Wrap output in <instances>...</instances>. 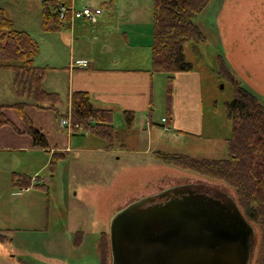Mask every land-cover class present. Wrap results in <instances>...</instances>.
<instances>
[{
    "label": "rangeland",
    "instance_id": "obj_1",
    "mask_svg": "<svg viewBox=\"0 0 264 264\" xmlns=\"http://www.w3.org/2000/svg\"><path fill=\"white\" fill-rule=\"evenodd\" d=\"M95 1L94 5L101 6L112 0ZM113 1L114 9L103 5L106 22L94 27L92 33L102 35V28V31L112 32L111 38L116 40L122 31L126 32L132 41L135 39L141 44V49H135L140 54L137 59L146 63L152 54V49L145 43L149 39L152 41L149 34L153 30L154 0ZM0 6L17 28L29 32L39 43L36 64L50 65L44 87L49 91L61 90L60 96L67 106L59 107L64 112L69 110L67 78L61 73L63 68L58 67L68 65L72 50L58 38V31L43 30L42 0H0ZM111 14L114 17H110ZM195 21L206 36L199 46L202 55L195 54L190 43L185 44L184 50L187 61L202 74L206 138L197 142L187 135H177L173 129H164L166 91L164 83L157 80L153 132L147 131L146 117L134 130L129 129L125 118L116 117L114 124L120 135L114 138L111 146L109 141L92 131L84 130L81 135L73 136L68 143L71 151L57 162L55 172L50 173L47 168L41 172L49 177L47 190L34 188L32 191L36 194L29 197L18 189L16 195L10 194L8 165H11L10 172L21 168L29 170V163L39 164V160L36 153L2 155L0 168H4V180H0V230L8 232L13 240L0 243V264H23L22 260L28 264H100L97 247L104 233L102 246L104 256L105 253L107 256L106 264H112L110 220L113 214L136 200L158 196L168 188L186 185L237 201L235 189L226 181L165 164L158 157V151L154 152L157 148L148 141L157 131L164 148L179 146L184 154H191L190 150L195 147L198 152L191 150L192 156L198 158L217 159L228 155L227 139L232 134L233 123L227 115V104L233 99L234 85L220 72L218 55L226 58L229 71L243 86L255 92L264 105V0H210ZM99 48L96 49L98 54ZM107 54L103 55L104 59L110 56ZM158 74L164 76L165 73ZM12 77L11 71L1 73L0 91L7 102L21 99L12 90ZM27 110L37 128L44 131L53 128L56 133L59 131L67 136V132L58 127L63 117H59L58 122L53 117L50 122L51 113L44 115L49 110L41 112L32 106ZM7 115L17 126H23L15 108ZM121 138L127 142L125 147L121 146ZM138 139L139 145H132V140ZM26 156H30L27 163ZM2 173L0 171V175ZM163 198L157 202H164ZM251 224L255 228V238L250 264H257L262 235L259 227ZM80 231L84 234L82 244L77 246Z\"/></svg>",
    "mask_w": 264,
    "mask_h": 264
},
{
    "label": "trees",
    "instance_id": "obj_2",
    "mask_svg": "<svg viewBox=\"0 0 264 264\" xmlns=\"http://www.w3.org/2000/svg\"><path fill=\"white\" fill-rule=\"evenodd\" d=\"M209 1L154 0L152 71L167 74L166 95L169 105L172 101L175 75L194 68L186 59L185 44L190 43L193 52L202 55L199 46L206 40V36L195 18ZM71 2L72 0H42L41 22L44 31L57 32L72 24L70 11L64 18L60 15L61 6L66 4L69 7ZM113 2H106V8H112ZM103 5L97 7L103 10ZM38 51L39 43L29 32L17 28L13 20L6 16L5 9L0 6V68L13 72V91L21 98L9 105L0 104V128L12 125L17 131L28 133L35 147L47 148L50 145L49 140L46 134L34 125L27 110L28 106L51 109L59 117L66 116L67 112L63 113L58 107L61 102L60 94L44 87L47 67L35 64ZM218 62L223 77L234 85L233 99L227 104V115L233 123L232 134L227 139L228 155L224 158L209 159L184 153H157L167 165L224 180L235 189L239 206L261 231L262 241L257 264H264V105L255 92L243 86L229 71L224 56L218 55ZM5 107L17 110L24 123L23 130L7 115ZM70 108L74 123H79L85 130L92 131L109 141L110 146L113 145L116 132L112 110L96 107L88 92L81 90L72 93ZM125 118L127 124L132 123L131 114L127 113ZM66 154L68 152L52 154L51 170H56L57 162L65 158ZM26 181V184L31 183L30 180ZM83 234V231L78 232L77 246L82 244ZM104 234H101L97 247L100 264L107 262L102 246ZM12 240L13 237L8 232L0 230V243Z\"/></svg>",
    "mask_w": 264,
    "mask_h": 264
},
{
    "label": "crops",
    "instance_id": "obj_3",
    "mask_svg": "<svg viewBox=\"0 0 264 264\" xmlns=\"http://www.w3.org/2000/svg\"><path fill=\"white\" fill-rule=\"evenodd\" d=\"M87 2L90 4L93 3L92 5H94L96 1L88 0ZM76 4L78 8L82 6L80 0H76ZM114 4L115 3L113 2L112 9H114ZM110 17H114V14H111ZM104 22H106V19L104 18L103 12L99 17L98 22L94 23L89 20L79 19L73 21L72 24L63 27V32L61 31L62 29L58 31V38L61 39L63 44L69 45L72 50L68 65L65 63V65L58 67L63 68L61 73L67 78L65 81L67 80L66 82L68 85V104L71 101V96L74 91H86L96 107L113 111V125L115 127L117 138L120 134L114 124L115 118H125L127 113L131 114L133 117L132 123L127 124L130 130H134L135 127L142 122L143 118L146 117L147 131L151 134L155 127L153 113L156 105V82L158 80L159 82L164 83L166 91L167 76L165 74L164 76L158 74L161 72L152 71V54L151 58L147 57L146 63H141V59H137V57H140V54H138V51L135 49H141V44L135 39L132 41L126 32L122 31V34L120 33L121 35H118L116 40L111 38L112 32L107 30L102 31V28H100L102 35H99L96 32L93 34L91 30ZM91 24L96 25L92 27ZM113 34H116V32ZM149 35L152 37V32ZM145 44L149 49H152V41L150 42V39ZM98 46H100L99 49H101L99 54L98 51H96ZM107 53H109L110 56H108L107 59H104L103 55ZM45 66L49 68L48 66L50 65L48 64ZM3 71L10 70L0 68V80ZM202 79L200 70L194 68L191 71L177 73L173 83L172 101L169 105L167 95L165 96L166 116L162 117V125H164V129L168 131L173 129L176 131L177 135H187L197 142L206 138L204 131L205 115L203 98L204 89L201 85ZM58 92L61 94V90H58ZM61 100L62 101L58 104V107L59 105L66 107L67 104L64 103L66 101L63 97ZM13 102L15 101H4L2 92L0 91V104L9 105ZM12 108L13 107H5L6 113L12 110ZM44 110L46 109H39L41 112ZM47 110L49 111H46L44 115L51 113L49 114L50 122L53 117L57 119L58 122L59 116H57L53 110ZM67 111L64 112L62 110L63 113H66ZM164 118H166L165 121H163ZM20 119L23 123L21 117ZM32 120L35 125L33 118ZM12 121L15 123L13 119ZM60 123L61 121L58 122V127L65 130L67 136L60 134L59 131H57V135L53 128L44 131L43 128L38 127V129L46 134L49 140L50 145L47 148L35 147L33 145L32 137L28 133L17 131L12 125H6L0 128V157L12 152L25 153L26 155L36 153V159L39 160V164L29 163V170L21 168L10 172L9 169L11 165L7 164L8 174L10 175V194L16 195L17 192L15 190L18 189L21 193H26L29 197L33 195L34 192L32 190L34 188H40L43 190L48 189L46 184L48 183L49 177L41 175V172L43 173L46 168L50 173L55 172L50 168L51 155L54 152H68L69 154L71 151L69 145L71 138L83 133V131H79L75 134H70L60 125ZM17 127L23 130L24 124L22 127ZM153 136H155V138ZM121 139V146L125 147L127 142H124V138ZM148 141H150L152 147L157 148L154 152L165 151L169 153H184L179 146L171 147L169 145L168 148L167 146L164 148L162 137L158 135L157 131L151 135V138H149ZM171 141L174 142L173 139H171ZM138 143L139 139L135 142L132 140V145L138 146ZM191 150L196 149L195 147H192ZM191 150V154L188 155L192 156L193 151ZM29 157L30 156L25 157V163H27V158L29 159ZM31 159H33V156H31ZM0 171H3L0 175V180H4V168H0ZM26 180H30L31 183L26 184ZM41 185H44L47 189Z\"/></svg>",
    "mask_w": 264,
    "mask_h": 264
},
{
    "label": "water",
    "instance_id": "obj_4",
    "mask_svg": "<svg viewBox=\"0 0 264 264\" xmlns=\"http://www.w3.org/2000/svg\"><path fill=\"white\" fill-rule=\"evenodd\" d=\"M151 201L136 200L113 214L112 264H250L255 228L233 198Z\"/></svg>",
    "mask_w": 264,
    "mask_h": 264
},
{
    "label": "built area",
    "instance_id": "obj_5",
    "mask_svg": "<svg viewBox=\"0 0 264 264\" xmlns=\"http://www.w3.org/2000/svg\"><path fill=\"white\" fill-rule=\"evenodd\" d=\"M80 2L82 3L80 8L77 7L76 0H72L69 7L66 4H63L60 8L61 18H64L66 13L70 11L72 22L79 19H87L94 23L98 22L103 10L100 7L89 4L87 0H80ZM165 120L166 118L163 119V121ZM60 125L64 127L70 134H75L79 131L85 130L82 125L73 122L71 108L67 111L66 116L61 119Z\"/></svg>",
    "mask_w": 264,
    "mask_h": 264
},
{
    "label": "flooded vegetation",
    "instance_id": "obj_6",
    "mask_svg": "<svg viewBox=\"0 0 264 264\" xmlns=\"http://www.w3.org/2000/svg\"><path fill=\"white\" fill-rule=\"evenodd\" d=\"M202 195V196H209L213 199H218V200H221L223 202H227L229 201V197H221V196H214L210 193H207V192H202L200 190H198L197 188L194 189V188H190V187H187L186 185H182V187H172V188H168L166 190H164L160 195L158 196H154V197H151L152 201L150 202L151 204L152 203H161V202H157L158 199H161L163 198L162 200H164V202H167L168 200H171L172 198H179V197H184V196H189V195ZM156 201V202H155Z\"/></svg>",
    "mask_w": 264,
    "mask_h": 264
}]
</instances>
